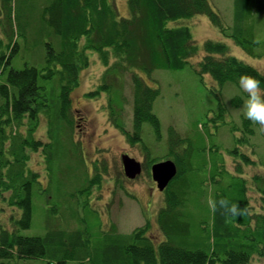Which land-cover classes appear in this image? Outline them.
Returning <instances> with one entry per match:
<instances>
[{
	"label": "trees",
	"instance_id": "trees-1",
	"mask_svg": "<svg viewBox=\"0 0 264 264\" xmlns=\"http://www.w3.org/2000/svg\"><path fill=\"white\" fill-rule=\"evenodd\" d=\"M33 2L0 0V206L12 211L8 221H0V264L34 262L27 260L43 264H264V148L252 141L260 126L244 115L240 123L229 119L230 111L221 102L219 111L208 123L199 122L194 134L170 126L163 158L152 157L143 138L146 123L157 134L161 132L160 118L154 112L160 88L150 85L144 75L151 78L159 69L180 70L199 52L187 21L206 15L225 37L252 56H262L254 49L264 43L257 40L253 25L264 13V0H234L230 24L211 0H128L127 16L121 15L116 0ZM31 9L41 12V20L35 25L37 13L33 12L36 48L29 61L21 54L20 38L27 45L31 24L26 16ZM203 49L204 56L193 64L203 77L210 75L222 88L227 83L239 85L240 75L247 73L259 79L264 89V72L231 54L226 42L208 39ZM93 52L105 71L101 84L89 95L107 94L111 121L132 145H142L149 175L152 165L162 160L172 159L178 166L177 176L163 191L164 204L157 215L162 237L153 233L150 219L126 234L115 222L108 229L98 226V210L90 199L93 184L100 182L99 173L73 188L86 193L82 205L77 201L80 207L72 202L78 199L77 192L69 193L67 201L62 199L60 189L72 175L67 173L71 157L80 158L73 135L71 93L79 86L80 73L89 66ZM127 80L134 95L131 130L124 116ZM243 102L242 95L233 99L235 106ZM43 117L46 135L38 136ZM211 125L217 136L222 127L229 126L234 135L232 148L209 140ZM68 140H73L74 147L68 146ZM38 151L44 155L47 183L29 164L31 152ZM226 156L233 158L232 166ZM249 167L256 169L253 174H248ZM121 188L125 189L123 184ZM209 197L227 198L238 206L239 214L213 212L207 204ZM45 210L46 233H24L32 229L37 212V224L45 226Z\"/></svg>",
	"mask_w": 264,
	"mask_h": 264
},
{
	"label": "rangeland",
	"instance_id": "rangeland-1",
	"mask_svg": "<svg viewBox=\"0 0 264 264\" xmlns=\"http://www.w3.org/2000/svg\"><path fill=\"white\" fill-rule=\"evenodd\" d=\"M20 1V0H18ZM34 5L33 0H29ZM119 11L122 16L129 15L128 0H116ZM213 6L219 10L225 21L230 24L234 16V0H211ZM36 10H28L26 19L31 24L28 29V43L26 45L23 37L20 38L22 45L21 54L29 58L35 56L34 37L35 25L41 20V12L36 11L37 18L33 24L31 16ZM22 17L19 15L18 22L21 24ZM191 27L193 35L199 44V52L195 55L190 63L180 70L159 69L152 74V79L144 75L147 82L153 87L160 88V94L154 102V112L161 121V132L157 134L150 124L144 125L143 138L152 152V157L163 158L168 151V128L174 126L179 131L194 134L198 127L197 124L208 123V118L212 117L215 112L219 111L220 103H225L229 109L230 117L236 122H241L243 108L235 106L233 99L237 95H242L244 100L247 96L238 84L227 83L222 88L211 78L210 75L204 77L198 73L193 64L198 62L204 56V42L208 39L220 40L226 42L231 54L239 57L245 62L257 67L264 72V45L254 48L262 56H252L243 47L238 46L232 38H227L221 30L214 25L206 15H198L187 21ZM256 38L264 43V13H261L257 20L254 21ZM1 35V33H0ZM91 62L89 66L80 73V84L71 93L72 99V117L74 120L73 135L77 143L78 154L71 157V169L68 175L71 178L65 183L64 189L61 188L64 196L63 200L67 201L71 197L69 193L77 192L78 199L74 198L73 205L80 207L86 193L80 194L73 189L81 187L88 179H92L97 173L100 174V182L93 184L91 189L90 204L98 210L96 217L98 226L108 229L112 222L118 225L119 231L131 233L136 227L143 225L147 219L152 223L153 233L160 234V227L157 220L158 212L163 206L164 192L161 191L157 183L145 168L146 155L141 144L132 145L125 134L111 121L110 106L106 93H101L97 97L89 95L91 90L96 89L102 82V76L105 71V65L93 52L90 54ZM125 95V123L127 129L133 127V92L131 80L126 81ZM46 118H42L39 125L38 136L46 135ZM212 136L210 141L222 143L223 147H233L234 135L229 126L221 128L219 135H216V127L211 125ZM258 133L252 141L260 143L264 148V136L260 127ZM233 135V136H232ZM70 139V138H69ZM68 146L74 147L73 140L67 141ZM123 154H129L142 163V172L135 178L131 179L126 176L122 162ZM30 167L39 170L42 174L44 183L46 164L42 151L31 152ZM229 164L232 166L234 161L231 156H226ZM255 168L249 167L248 174H253ZM118 180H121L119 182ZM121 184L125 189L121 188ZM61 194V193H60ZM59 194V195H60ZM72 200V198H71ZM79 200V203L77 201ZM66 211H69L65 208ZM12 211L10 208L0 206V221H8ZM82 208L79 214H83ZM46 210L43 215L44 224H37L39 213L34 217V224L31 230L24 233L43 235L46 233L48 217ZM69 218V216L67 215ZM77 225V221L74 220ZM29 264H43L42 261L27 260ZM75 264V262H70Z\"/></svg>",
	"mask_w": 264,
	"mask_h": 264
},
{
	"label": "clouds",
	"instance_id": "clouds-1",
	"mask_svg": "<svg viewBox=\"0 0 264 264\" xmlns=\"http://www.w3.org/2000/svg\"><path fill=\"white\" fill-rule=\"evenodd\" d=\"M239 86L247 95L242 105L243 115L264 130V89H261V81L251 74L244 73L239 77ZM207 204L213 212L223 210L225 214H239L238 206L230 204L227 198L217 201L209 197Z\"/></svg>",
	"mask_w": 264,
	"mask_h": 264
},
{
	"label": "water",
	"instance_id": "water-1",
	"mask_svg": "<svg viewBox=\"0 0 264 264\" xmlns=\"http://www.w3.org/2000/svg\"><path fill=\"white\" fill-rule=\"evenodd\" d=\"M124 172L131 179L137 178L142 172V163L129 154H123ZM152 177L158 188L164 191L178 174V166L172 159L156 162L151 168Z\"/></svg>",
	"mask_w": 264,
	"mask_h": 264
}]
</instances>
